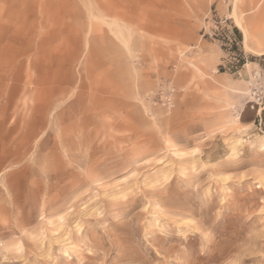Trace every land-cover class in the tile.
Here are the masks:
<instances>
[{
    "label": "rangeland",
    "instance_id": "obj_1",
    "mask_svg": "<svg viewBox=\"0 0 264 264\" xmlns=\"http://www.w3.org/2000/svg\"><path fill=\"white\" fill-rule=\"evenodd\" d=\"M263 51L264 0H0V264H264Z\"/></svg>",
    "mask_w": 264,
    "mask_h": 264
},
{
    "label": "trees",
    "instance_id": "obj_2",
    "mask_svg": "<svg viewBox=\"0 0 264 264\" xmlns=\"http://www.w3.org/2000/svg\"><path fill=\"white\" fill-rule=\"evenodd\" d=\"M232 32V41L229 43L228 50L231 53V57L233 58L231 66H234V69H232L231 72H234L244 65L246 58L240 49L241 34L239 30L236 27H233ZM220 69L222 70L221 66Z\"/></svg>",
    "mask_w": 264,
    "mask_h": 264
},
{
    "label": "bare ground",
    "instance_id": "obj_3",
    "mask_svg": "<svg viewBox=\"0 0 264 264\" xmlns=\"http://www.w3.org/2000/svg\"><path fill=\"white\" fill-rule=\"evenodd\" d=\"M236 13V12H235ZM236 16V15H235ZM234 16V17H235ZM233 17V16H232ZM235 21H236V23L238 24V25H240L239 24V22H238V19L235 17ZM243 44L244 43H246L247 42V39H248V36H247V34H246V32L243 30ZM245 46V45H244ZM247 46V45H246ZM249 48V47H248ZM264 52V51H263ZM227 249V248H226ZM224 249V251H222V255H223V253H228V252H230L231 251V249Z\"/></svg>",
    "mask_w": 264,
    "mask_h": 264
}]
</instances>
